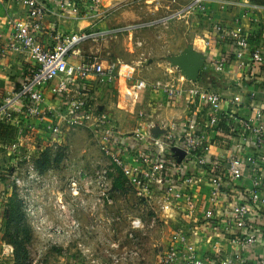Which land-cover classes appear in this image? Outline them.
Wrapping results in <instances>:
<instances>
[{
	"label": "built area",
	"instance_id": "2783aa9c",
	"mask_svg": "<svg viewBox=\"0 0 264 264\" xmlns=\"http://www.w3.org/2000/svg\"><path fill=\"white\" fill-rule=\"evenodd\" d=\"M185 1H188L185 7L172 13L169 19H180L190 10L210 16L209 6H214L217 13L241 9L243 18L256 15L254 22L258 24L262 39L259 45L250 46V35L241 24L243 18L233 20L230 26L223 20H215L210 33L213 39L208 37L205 45H209L210 39L227 42L240 67L247 66L245 56L254 67L264 66V0ZM23 4L27 8L26 17L14 21L6 36L0 35V61L19 57L30 67L25 79L9 91L0 93V126L13 127L15 132L21 133V123L32 120L41 125L44 133L55 138L60 137L64 129L75 130L86 124L88 127L90 121L97 120L96 128L103 130L99 139L100 150L112 167L109 171L118 170L126 178L135 189L133 195L140 213L151 214L147 222L138 216H127L124 241H112L108 237L99 240L100 246L107 249L111 263L141 260L139 248L145 237H151L159 225L185 222L186 227L169 230L166 248L158 254L160 264H264V258L248 263L242 253L255 242L253 222L264 223V104L255 109L249 119L229 121L218 108L221 99L218 94L200 90L194 85L183 88L173 80L157 81L152 84L153 89L162 91L169 102H181L194 109L192 117L196 120L181 125L149 121L135 128L127 139H114L116 129L113 120L104 114L93 115L88 93L95 83L114 82L117 76L115 67L89 56L78 55L75 60L72 57L80 43L90 40L95 34L80 29L74 34L57 31L49 44L44 39L43 21L47 15H54L64 23H82L95 14L89 15L83 0H60L58 14H52L42 0H23ZM208 64L220 72L229 62L225 58H209ZM47 86H50V101L44 94ZM149 87L145 81L139 80L132 87V92L138 95ZM51 101H55L56 106ZM238 101L234 99V102ZM138 116L145 118L144 113ZM197 119H201L199 121L205 129H227L231 140H234L229 155H208L201 136L203 130L198 128ZM3 151L8 156L18 152V141L8 140ZM127 153L133 154L135 167L123 161ZM13 156L18 157L16 154ZM18 161L9 171H0L1 197L6 200L9 198L6 192H14L31 228L47 236L53 245L78 234L79 225L74 222L70 233L61 234L58 227H49L37 197H30L40 186H46L44 177L28 159ZM188 163L198 169L189 168ZM246 174L250 175V186L241 192L239 183ZM108 177V172L103 170L85 179L91 185L89 194L95 199L90 209L92 213L114 205ZM204 185L208 187L206 206L197 211V196ZM94 188L96 193H93ZM229 193L235 195L237 201L228 202ZM77 194L73 182L71 195L75 197ZM221 206L225 208L223 212L218 210ZM120 217L121 214L106 219L107 227L120 222ZM101 224L100 221L86 227V235H93ZM210 240L213 252H202L199 246L209 244ZM125 244H129L130 249ZM226 246L231 249L226 250ZM131 247H136V250ZM120 249L124 250L122 254L117 252ZM31 262L28 260L27 264L35 263Z\"/></svg>",
	"mask_w": 264,
	"mask_h": 264
},
{
	"label": "rangeland",
	"instance_id": "374dc122",
	"mask_svg": "<svg viewBox=\"0 0 264 264\" xmlns=\"http://www.w3.org/2000/svg\"><path fill=\"white\" fill-rule=\"evenodd\" d=\"M86 1L88 13L95 14L94 17L81 25L71 21L62 23L61 32L74 34L79 28L81 31L95 34L90 40L80 43L72 57L75 60L78 55L89 56L115 67L116 80L112 83H95L88 96L95 117L104 114L113 120L116 129L114 139H127L136 128V113L139 110L136 108L137 96H148L149 93L158 91L152 87L157 81L173 80L180 85L185 81L180 77H190L185 73V69L194 65L191 54L198 55L194 51L203 49V34L211 33L213 10L208 9L210 16L190 10L180 19L171 20L169 16L185 7L188 1ZM89 8H92V11ZM139 80L150 85L147 94L137 95L132 92V87ZM49 89L50 86L45 87V96ZM96 122L94 119L88 123V127L86 124L75 130L64 129L63 134L55 138L50 137L49 133H44L41 125L32 120L21 123V133L10 127L12 131L6 139L18 141V152L14 153L18 157H14V154L8 156L3 151L5 142H0V171H9L18 160L28 159L29 163L35 165L42 173L46 186H40L36 189L37 193L33 192L30 197H37L36 201L41 204L43 218L49 227H58L62 234L72 231L73 222L79 225L78 234L59 240V244L53 245L47 236H42L38 231L36 235L32 230L21 211V201L18 197L12 198L14 192H6V196L9 195L6 200L0 195V241L13 246L15 252L24 244L29 252V261H35L34 264H112L107 249L96 246L95 243L91 244V247L87 244L85 228L91 223L101 221V226H106L104 229L108 234L117 237L121 235L122 230L127 229V216L136 218L139 215L138 218L141 217L144 222L151 217L150 213H140L133 195L135 189L127 183L126 178L118 170L112 173L109 171L112 167L101 152L99 144L103 130L96 128ZM123 161L129 166H136L132 153H127ZM103 170L108 172V178L111 180L114 205L110 209H103L107 215L101 217L99 211L92 213L90 210L95 199L89 194L91 185H88L85 179ZM73 182L78 193L75 197L71 195ZM96 192L97 189L94 188L93 193ZM120 214V222L107 227L106 219ZM175 227H186V224L169 222L163 230L164 233V226L159 225L151 236L168 237L169 230ZM15 243L21 244L18 249ZM131 248L136 250V247ZM144 250L146 254L149 251L157 254L156 249ZM117 252L122 254L124 250ZM152 256L154 257L153 253L148 254L149 259ZM0 264L20 263L13 253L11 258L2 257ZM125 264H136V260Z\"/></svg>",
	"mask_w": 264,
	"mask_h": 264
},
{
	"label": "crops",
	"instance_id": "0c3cea01",
	"mask_svg": "<svg viewBox=\"0 0 264 264\" xmlns=\"http://www.w3.org/2000/svg\"><path fill=\"white\" fill-rule=\"evenodd\" d=\"M46 5L47 9L52 14H58L60 10V0H42ZM83 0L85 6L87 7V1ZM251 1V0H250ZM256 1V0H253ZM210 10H213L211 18L214 21L217 19L225 21L229 26L232 22L240 20L242 16L241 9L228 10L224 13H217L214 6H209ZM27 14V8L23 4V0H0V35L6 36L11 30L12 23L18 19H24ZM257 18L256 15H248L247 18L242 19V26L245 32L250 35L249 44L254 47L262 43V39L258 33V24L254 22ZM234 20V21H233ZM62 20L58 19L54 15H47L43 21L44 27V39L47 44L51 42V36L57 31L63 30ZM81 25V23H77ZM84 24V22H82ZM79 27V26H78ZM79 30V28H77ZM213 39V35L204 33L202 36V47L203 49H197V56L200 59L199 68L195 77H180L185 81L181 82V87L190 88L194 85L200 90L209 91L216 93L220 96V102L218 103L219 110L227 116V118L233 120L234 122L243 121L249 119L253 111L264 104V66L254 67L247 56L244 57L247 62L246 67H240L239 63L234 60L232 55L231 45L227 42H216L209 40V45H205L207 38ZM196 50V48H194ZM227 59L229 64L224 67L222 71H215L211 65L208 64V59ZM29 63L21 58H11L5 61H0V93L9 91L10 88L15 87L19 81L25 79L29 70ZM149 90L144 92L147 94ZM162 91L158 90L155 93H149L148 96L140 95L136 98V105L139 110L136 113V128L140 124L148 123L149 121L158 124L163 122L166 125H171L175 123L176 125H181L185 122L194 121L196 118L192 117L194 109L187 108L184 103H173L169 102ZM141 94V93H140ZM143 94V93H142ZM51 96V91L46 93V99L48 101ZM234 99H239L238 102H234ZM53 106H56L55 101H51ZM144 113L145 118H139V114ZM199 122L198 128L203 130L202 140L203 145L208 149V155L212 157L227 156L232 151V145L234 140H231L232 136L229 134L227 129L225 131L205 129V125ZM204 126V127H203ZM189 168L197 170L191 163H188ZM250 175L246 174V178L239 183L238 190L243 191L249 184ZM208 187L206 185L200 190L197 196V211L202 210L206 206L205 200L207 199ZM236 196L232 193L228 195V202L237 201ZM224 205V203H222ZM220 212L225 210L224 206L218 208ZM22 211V210H21ZM101 215H107L103 209L99 211ZM138 214V213H137ZM139 216V215H138ZM103 217V216H101ZM92 224V223H91ZM90 224V225H91ZM255 231V242L252 246L248 247L246 250L242 251L243 256L247 259L248 263H253L258 258H264V223L260 221L253 222ZM89 226V225H88ZM106 226H99L93 235L88 236V243L99 244V240L105 237L109 239L121 241L123 240L125 230L121 231V235L113 237L108 234L105 230ZM164 228L162 232L164 233ZM33 230V229H32ZM34 231V230H33ZM35 232V231H34ZM36 235L37 232H35ZM40 235V234H39ZM116 236V235H115ZM122 238V239H121ZM142 243V248L140 250L141 260L136 261V264H160L158 260V254L166 248V243L168 242V237L162 236H151L145 237ZM36 242V241H35ZM4 246L5 253H4ZM126 246V244H125ZM128 246H130L128 244ZM126 246V247H128ZM92 247H94L92 245ZM129 248V247H128ZM146 248L156 249L157 254L154 251H149L153 253L151 259L148 258L146 254ZM202 252H213V242L210 240L209 244H202L199 246ZM231 249V248H230ZM226 246V250H230ZM13 256L12 246L0 241V260L2 257L11 258ZM153 259V260H152Z\"/></svg>",
	"mask_w": 264,
	"mask_h": 264
},
{
	"label": "trees",
	"instance_id": "16d2710c",
	"mask_svg": "<svg viewBox=\"0 0 264 264\" xmlns=\"http://www.w3.org/2000/svg\"><path fill=\"white\" fill-rule=\"evenodd\" d=\"M10 131H12V129L8 126H0V142H7L8 140L6 139L7 136H9L10 134ZM13 197L12 198H17L16 194H13L12 195ZM22 213V212H21ZM23 215V213H22ZM24 217V215H23ZM19 229V228H18ZM5 242V241H4ZM27 242V241H25ZM6 243V242H5ZM7 244V243H6ZM17 245V249L19 248V246L21 244L19 243H15ZM9 245V244H8ZM11 246V245H10ZM13 248V246H12ZM13 253L15 254V257L17 259V261L20 263V264H27L28 260H29V252L28 250L26 249V247H24V244L22 247H20L16 252L14 251V248H13ZM18 253H20V255L18 256Z\"/></svg>",
	"mask_w": 264,
	"mask_h": 264
},
{
	"label": "water",
	"instance_id": "95a60500",
	"mask_svg": "<svg viewBox=\"0 0 264 264\" xmlns=\"http://www.w3.org/2000/svg\"><path fill=\"white\" fill-rule=\"evenodd\" d=\"M191 58V61H192V64H194L191 68L189 69H185V73L187 75H189L190 77H195L196 73H197V70L199 68V64L200 63V59L198 58V56L196 54H191L190 56ZM191 71V72H190Z\"/></svg>",
	"mask_w": 264,
	"mask_h": 264
}]
</instances>
